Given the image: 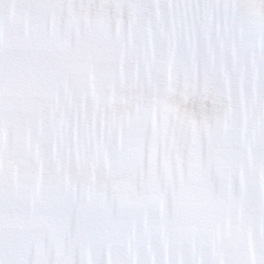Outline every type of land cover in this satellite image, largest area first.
<instances>
[{
	"label": "snow or ice",
	"instance_id": "1",
	"mask_svg": "<svg viewBox=\"0 0 264 264\" xmlns=\"http://www.w3.org/2000/svg\"><path fill=\"white\" fill-rule=\"evenodd\" d=\"M0 264H264V0H0Z\"/></svg>",
	"mask_w": 264,
	"mask_h": 264
}]
</instances>
